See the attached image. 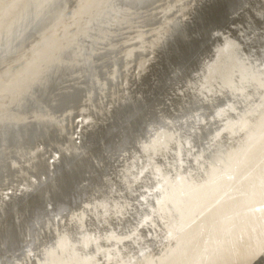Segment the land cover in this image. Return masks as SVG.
Masks as SVG:
<instances>
[{"label":"bare ground","instance_id":"1","mask_svg":"<svg viewBox=\"0 0 264 264\" xmlns=\"http://www.w3.org/2000/svg\"><path fill=\"white\" fill-rule=\"evenodd\" d=\"M215 1L0 0V229L11 211L19 237L0 231V264H264V0L152 87ZM116 115L132 133L105 169L88 141ZM60 166L86 177L57 199Z\"/></svg>","mask_w":264,"mask_h":264},{"label":"water","instance_id":"2","mask_svg":"<svg viewBox=\"0 0 264 264\" xmlns=\"http://www.w3.org/2000/svg\"><path fill=\"white\" fill-rule=\"evenodd\" d=\"M214 1L215 0H213V2ZM215 2L217 3L216 5L217 10L215 9V7H213L209 9L210 12L205 11V9L208 10V6L211 4L210 2H209L210 4L208 3L209 5L207 4L206 7L203 8L201 7L202 11H200V9L197 10V14L195 15V22L193 28L191 29L192 34H190V36L188 37L177 36L173 38L171 43L168 44L169 48L166 54V59L164 61V64L160 67V70L157 73L156 78L158 83L152 86L154 89L153 91L158 92L159 89L162 87V85H164L166 76L168 74L167 71L174 62L175 64L172 65L173 67L176 66L177 63H179L178 65L180 66V70L181 69L188 70L187 68H189L190 65L193 63V61L195 60L194 54H196L198 49L201 46L205 45L206 43V38H205L206 34L203 32L204 25L208 23L215 24V22L225 23V21L227 20V13L229 9L234 8L235 5L237 4V0H216ZM172 60L175 61L173 62ZM138 108H139L138 109L139 112H141L139 116L146 113V111L142 112L143 106L141 104L138 106ZM139 116L136 115L137 118H139ZM117 125H120V123L119 121L117 122V115H116L114 120H112V122L110 123V129L117 130ZM80 174L81 171L79 167L69 171L66 177L67 179L64 181V184L63 181L60 184L61 186H63L64 189H60V185H59L58 186L59 189L56 190L55 188L51 196L57 199L64 197L68 198L70 196L69 191L74 190L77 187L75 186V183H76V179L79 178ZM71 197H73V195ZM74 197H77V193L74 195ZM73 199L71 201L69 200L67 203L68 204L72 203L74 201ZM33 204L34 206H36L35 203Z\"/></svg>","mask_w":264,"mask_h":264},{"label":"rangeland","instance_id":"3","mask_svg":"<svg viewBox=\"0 0 264 264\" xmlns=\"http://www.w3.org/2000/svg\"><path fill=\"white\" fill-rule=\"evenodd\" d=\"M145 96H146L147 103H149V101H151L154 104H156L154 106V108L155 107H160L162 109H166V107L168 108V106H166V105H168V102H166V101H168V99H166L167 96H162V94H145ZM163 106H164V108H163ZM130 121L135 123V121H133V120H130ZM126 123H128V122H123L120 125H117V130L110 129V123H109L103 128V130L100 133L95 135L96 139H95L94 136L93 137H89V141L88 142H89V144L91 146L90 148L93 150V152H95V156L98 153L97 156L98 157L99 156L102 157L103 164H104L103 167L105 169L109 165V159L106 158L107 157V153L108 152H112V150L116 146H118V139L122 140L123 139L122 137H125V138L128 137V139H129L130 136H131L130 133H132V131H130V130L132 129V124L131 123L126 124ZM129 124H131V126ZM128 128H130V129H128ZM126 139H125V141H126ZM124 145H127V144H124ZM106 150H107V152H106ZM59 168L60 169H58L56 171V178H57V181H58V183L60 185L62 181H63V184H64V181L67 179L66 177H67L68 172L71 171L72 169H67L64 166H60ZM79 168H80L81 174H80L78 179H83V178L86 177L84 168H82V167H79ZM73 169H76V168H73ZM78 179H76L75 186H77V180ZM79 185L82 187L81 183H79ZM83 188H82V190H83ZM60 189H64L63 186L60 185ZM74 190L69 191V194H73ZM40 199L41 198L38 197L37 195H32V196H30L29 201H27L26 205H24L22 202L19 203L20 204V208L23 211L25 210V214L27 216H31V217H35L36 215L39 216V215H41L44 212L43 206H45L44 200H42V199L40 200ZM33 203H35L36 206H34ZM27 210H28V212H27ZM5 219H6L5 225L7 224L8 226L7 225L4 226V228H1L0 231L2 230L3 233L6 232L5 234L9 236V242H12L14 245H16L18 243V241H19L18 229H17V227H16V225L14 223V220L12 218V212L11 211L7 212ZM11 224H12V226H11ZM37 225L38 224H36L34 226L37 227Z\"/></svg>","mask_w":264,"mask_h":264},{"label":"snow or ice","instance_id":"4","mask_svg":"<svg viewBox=\"0 0 264 264\" xmlns=\"http://www.w3.org/2000/svg\"><path fill=\"white\" fill-rule=\"evenodd\" d=\"M262 255H264V253H262ZM257 258H259V257H257Z\"/></svg>","mask_w":264,"mask_h":264}]
</instances>
